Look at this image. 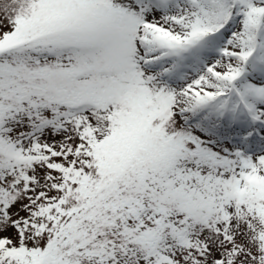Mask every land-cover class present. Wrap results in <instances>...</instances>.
<instances>
[{"label":"snow or ice","instance_id":"1","mask_svg":"<svg viewBox=\"0 0 264 264\" xmlns=\"http://www.w3.org/2000/svg\"><path fill=\"white\" fill-rule=\"evenodd\" d=\"M0 264H264V0H0Z\"/></svg>","mask_w":264,"mask_h":264}]
</instances>
